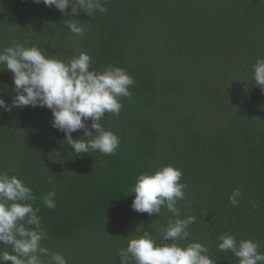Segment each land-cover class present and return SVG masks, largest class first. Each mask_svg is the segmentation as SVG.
<instances>
[{"label":"trees","instance_id":"trees-1","mask_svg":"<svg viewBox=\"0 0 264 264\" xmlns=\"http://www.w3.org/2000/svg\"><path fill=\"white\" fill-rule=\"evenodd\" d=\"M104 7L73 16L71 8L0 0V50L15 41L62 59L84 52L90 70L121 67L135 80L119 116L101 121L120 139L114 155H75L46 107L0 109V171L37 197L42 246L68 264H119L128 239L148 232L160 243L175 217L163 207L161 217L133 211L131 188L139 175L173 166L187 185L179 218L196 217L181 245L207 246L215 264H238L217 250L222 234L264 252V89L252 71L264 58V0H106ZM67 20L86 34H72ZM15 95L12 73L0 71V98L11 105ZM234 189L242 191L237 206L229 203ZM50 191L54 209L41 199Z\"/></svg>","mask_w":264,"mask_h":264},{"label":"clouds","instance_id":"clouds-1","mask_svg":"<svg viewBox=\"0 0 264 264\" xmlns=\"http://www.w3.org/2000/svg\"><path fill=\"white\" fill-rule=\"evenodd\" d=\"M33 3L54 6L61 13L71 8L73 16L79 12L91 16L97 11H107L106 0H33ZM64 23L72 34L81 37L86 34L81 23L74 20ZM0 66L12 73L16 93L11 105L0 98V109L46 107L53 116L51 126L64 134L65 143L75 155L116 153L120 139L113 131H106L101 121L109 113L119 116L123 107L120 98L132 97L130 88L135 80L126 69L109 66L102 72L90 70L91 57L84 52L62 59L35 45L26 47L15 41L0 50ZM252 71L255 85L264 89V58H257ZM89 120L91 130L86 123ZM78 130H83V136L73 139L72 133ZM181 179L182 171L173 166L137 177L131 188L135 194L132 210L161 217L163 207L175 219L168 220L160 243L148 232L128 239L127 246L118 249L119 264H215L207 246L199 242L179 243L189 239V226L196 223L192 215L179 218L181 210L177 204L185 200L187 188ZM241 195V189H234L229 203L237 206ZM55 197V191L47 192L41 198L42 203L54 209ZM36 199L21 179L0 171V245L4 246L0 248V264L9 261L11 264H68L63 254L42 246L47 234L38 215L39 208L32 206ZM259 249V243L250 239L237 241L232 234L218 237L217 250L231 252L238 264H264V252Z\"/></svg>","mask_w":264,"mask_h":264}]
</instances>
